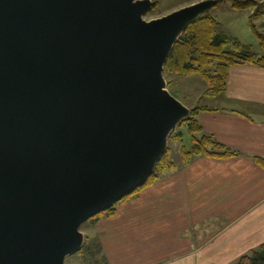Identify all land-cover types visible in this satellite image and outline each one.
Here are the masks:
<instances>
[{"label": "water", "instance_id": "1", "mask_svg": "<svg viewBox=\"0 0 264 264\" xmlns=\"http://www.w3.org/2000/svg\"><path fill=\"white\" fill-rule=\"evenodd\" d=\"M209 6L145 22L146 0H0V264H64L145 184L183 109L163 64Z\"/></svg>", "mask_w": 264, "mask_h": 264}, {"label": "crops", "instance_id": "2", "mask_svg": "<svg viewBox=\"0 0 264 264\" xmlns=\"http://www.w3.org/2000/svg\"><path fill=\"white\" fill-rule=\"evenodd\" d=\"M203 135L236 154L192 158L95 222L106 264H235L264 245V68L229 67Z\"/></svg>", "mask_w": 264, "mask_h": 264}, {"label": "rangeland", "instance_id": "3", "mask_svg": "<svg viewBox=\"0 0 264 264\" xmlns=\"http://www.w3.org/2000/svg\"><path fill=\"white\" fill-rule=\"evenodd\" d=\"M146 1L150 3V8L142 15V20L145 22L161 19L173 12L191 7L195 4L208 3L210 6L207 11L201 14L195 21L202 17H208L213 21L212 35H218L225 41V45L221 52L217 53L218 55L221 53L231 55L237 54V52L240 51H245L250 54H255L258 58H264V51L261 49L258 40L259 37L264 38V8L262 7L264 5V0ZM235 4H245L246 6L243 7V9H235ZM194 22L189 24L178 37L177 41L172 46L170 54L174 46ZM212 35L209 37L205 36L208 40L207 42H209ZM169 56L162 67L161 77L164 84L163 91L171 96L181 107H184L187 115L172 128L169 134H167L163 153L160 157L161 159L156 162L149 176V178L154 177L153 183L159 177L182 167L195 157L191 154L192 148L194 142L199 140L201 135L193 132L194 127L191 125V122H189L192 118V114L194 111H213L215 108L214 104L217 102L216 100L221 98L223 94L212 93L213 87L216 88L220 86V81H213L212 79L215 77L220 80L221 78L219 70L221 62L212 57L215 55H209L211 57L204 63L195 60L190 65L192 69L186 72L173 69L170 66L167 67ZM133 194L134 192L125 198ZM116 204H114L113 207H115ZM106 211L93 216L79 226V233L82 236L81 247L77 252L67 255L64 264H106V259L99 250L97 237L93 232L96 216L102 217L105 215Z\"/></svg>", "mask_w": 264, "mask_h": 264}, {"label": "trees", "instance_id": "4", "mask_svg": "<svg viewBox=\"0 0 264 264\" xmlns=\"http://www.w3.org/2000/svg\"><path fill=\"white\" fill-rule=\"evenodd\" d=\"M245 6V4H235L234 8L243 9ZM262 7L264 8V5ZM212 33L213 21H211L208 17H202L195 21L192 25H190L179 42L174 46L166 66L186 72L192 69L190 65L195 60L198 62L202 61V63H204L211 57L209 55H215L212 57L221 62V65L219 66L221 78L220 80L215 77L212 79L213 81H220V86L216 88L213 87V94L224 92L227 70L229 67L249 64L264 68V58H258V56H255V54H250L249 52L240 51L237 52V54L229 55L221 53L218 55L217 53L221 52L223 46L225 45V41L218 35L213 36ZM210 35L212 36L209 42H207L208 40L205 36L209 37ZM258 40L260 42L261 49L264 51V38L259 37ZM198 114L199 112L194 111L192 118L189 121L194 127L193 132L201 135V138L194 142L191 154L195 157L203 156L212 159H227L235 157V153L219 145L212 137L203 135L201 133V129L197 122ZM255 162L264 169V159L255 158ZM153 178H149L141 188L134 192V194L139 193L144 188L152 185ZM131 196L123 199L122 201L129 199ZM114 209L115 207L108 209L105 212V216H113L115 213ZM99 217L100 216H96L95 220L98 221ZM99 250L101 251L100 247ZM235 264H264V245H262L259 250L251 253L250 255L239 258Z\"/></svg>", "mask_w": 264, "mask_h": 264}, {"label": "bare ground", "instance_id": "5", "mask_svg": "<svg viewBox=\"0 0 264 264\" xmlns=\"http://www.w3.org/2000/svg\"><path fill=\"white\" fill-rule=\"evenodd\" d=\"M177 12V11H176ZM203 12H205V10H203L202 12H199L197 15H195V17L194 18H196V17H198V16H200ZM186 26V23L184 24V25H182L180 28H179V30L177 31V33L175 34V36H174V38L176 37L177 38V36L180 34V32L183 30V28ZM173 38V39H174ZM183 109H184V107H183ZM181 110L178 114H177V116H176V118H175V120L173 121V124L175 125L178 121H180L181 119H183L184 117H185V114H184V110ZM169 134V133H168ZM167 137V136H166ZM161 159V158H160ZM156 165V164H155ZM155 167V166H154ZM84 223V222H83ZM81 226V225H80Z\"/></svg>", "mask_w": 264, "mask_h": 264}]
</instances>
